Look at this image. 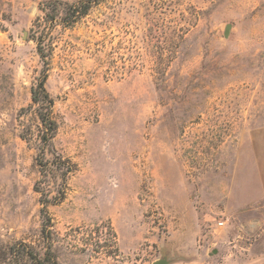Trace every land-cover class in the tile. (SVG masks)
<instances>
[{"label": "rangeland", "instance_id": "obj_1", "mask_svg": "<svg viewBox=\"0 0 264 264\" xmlns=\"http://www.w3.org/2000/svg\"><path fill=\"white\" fill-rule=\"evenodd\" d=\"M46 1L0 0V257L41 244L39 187L57 264H264V0H102L56 26L51 148L74 171L48 186L30 109Z\"/></svg>", "mask_w": 264, "mask_h": 264}, {"label": "trees", "instance_id": "obj_2", "mask_svg": "<svg viewBox=\"0 0 264 264\" xmlns=\"http://www.w3.org/2000/svg\"><path fill=\"white\" fill-rule=\"evenodd\" d=\"M102 0H76L66 2L61 0H48L41 4L39 11L42 16L35 18L30 28V39L35 43L37 53L41 59L44 70L35 84L30 89L31 105L30 109L37 120V159L36 165L39 168V174L42 181L39 184L48 186L52 179H59L62 184L69 174L74 171L72 164L61 156H56L52 152L51 141L57 131V122L52 116L53 99L45 89L46 71L48 67V58L53 48L52 31L56 26L62 28H70L80 19L86 16L89 11L99 5ZM23 140L26 138L23 136ZM46 153L52 155V159L46 158ZM39 186V185H37ZM37 193L41 194L39 203L42 208L40 214V229L39 241L41 244H28L19 242L11 247L1 250V259L6 264H57L56 256L52 249L53 242V224L47 211V206L50 203L48 192L35 188ZM47 189V188H46ZM46 191V192H45ZM105 225V224H104ZM108 233L111 235V243L115 245L116 235L110 224H106ZM100 232L99 226L97 227ZM117 250H114L116 253Z\"/></svg>", "mask_w": 264, "mask_h": 264}, {"label": "water", "instance_id": "obj_3", "mask_svg": "<svg viewBox=\"0 0 264 264\" xmlns=\"http://www.w3.org/2000/svg\"><path fill=\"white\" fill-rule=\"evenodd\" d=\"M230 28H231L230 25H226V27H225V31H224V36H225V37H227V36L229 35ZM156 264H165V261H159V262H157Z\"/></svg>", "mask_w": 264, "mask_h": 264}]
</instances>
